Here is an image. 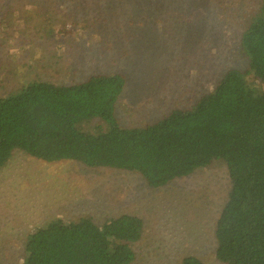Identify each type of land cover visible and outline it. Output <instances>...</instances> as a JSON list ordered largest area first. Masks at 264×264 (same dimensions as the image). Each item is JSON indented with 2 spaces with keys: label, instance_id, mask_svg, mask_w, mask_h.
Returning a JSON list of instances; mask_svg holds the SVG:
<instances>
[{
  "label": "rangeland",
  "instance_id": "1",
  "mask_svg": "<svg viewBox=\"0 0 264 264\" xmlns=\"http://www.w3.org/2000/svg\"><path fill=\"white\" fill-rule=\"evenodd\" d=\"M261 2L0 0V18H7L0 20V30L7 24L9 31H0V38L12 37L3 49L8 54L2 58L0 53V67L6 68L0 74V95H6L3 88L18 92V87L20 91L43 79L70 85L94 74H124L127 82L115 108L116 119L124 128L145 127L174 109L190 108L204 91L215 88L229 68L246 69L241 36ZM132 4L140 10L136 25L128 24L126 33L118 30L109 36L107 25L97 21L95 28L101 34L94 30L92 37L93 17L106 14V8L113 15L116 6L123 15ZM48 5L51 14L44 12ZM102 5L107 7L97 15L93 10ZM145 6L152 11L146 25L141 13ZM77 10V16L69 15ZM79 19L81 26L87 24L86 30L74 27ZM113 22L117 25L114 18ZM63 29H72L73 36L62 35ZM114 36L119 41L116 46L110 45ZM251 77L248 80L253 82ZM253 83L263 85L261 80ZM230 187L232 180L222 161L151 188L135 173L91 168L67 159L46 162L16 150L0 170V244L4 247L0 264H16L11 258L15 254L4 252L5 241L23 239L36 228L80 218L101 225L124 214L137 216L143 228L142 239L131 245L136 253L132 264H181L190 255L204 264H220L215 256V228Z\"/></svg>",
  "mask_w": 264,
  "mask_h": 264
},
{
  "label": "trees",
  "instance_id": "2",
  "mask_svg": "<svg viewBox=\"0 0 264 264\" xmlns=\"http://www.w3.org/2000/svg\"><path fill=\"white\" fill-rule=\"evenodd\" d=\"M134 5L125 7L123 15L120 6L112 8L113 15L107 6L95 7L97 15L105 8L106 14L91 19L92 37L94 30L101 34L100 28H95L97 21L107 25L109 36L117 35L118 30L126 33L128 24L134 26L140 20V10ZM47 9L44 12L51 14L53 8L48 5ZM150 12L147 6L141 10L145 25ZM77 13L79 10L76 14L70 11L69 15ZM5 19V15L0 18L1 22ZM75 21L74 27L81 26V19ZM85 22L80 27L84 30ZM7 27L5 24L0 31L9 34ZM247 27L240 41L246 69L229 68L215 88L204 91L190 108L174 109L145 127L124 128L116 119L115 108L127 82L124 74H94L81 84L70 85L41 78L43 81L27 84L20 91L18 87V92L3 88L0 170L21 150L46 162L67 159L91 168L135 173L149 187L158 188L222 161L232 187L216 218L217 261L264 264V0ZM71 31L59 32L73 36ZM9 39L12 37L0 38L2 58L3 53L8 54L3 49ZM111 39L110 45L116 46L118 38ZM1 69L0 74L6 71ZM249 76L263 85L249 81ZM142 237L140 219L130 214L101 225L91 218L76 222L62 219L36 228L23 239L5 241L4 252L14 253L11 258L16 264H132L136 253L131 245ZM14 241L17 243L12 246ZM3 249L0 244V251ZM181 264L204 262L190 255Z\"/></svg>",
  "mask_w": 264,
  "mask_h": 264
}]
</instances>
